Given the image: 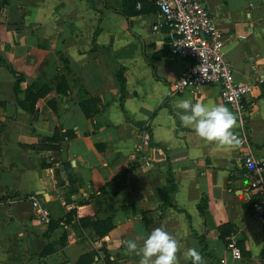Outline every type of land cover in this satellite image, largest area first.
<instances>
[{"label": "crops", "instance_id": "obj_1", "mask_svg": "<svg viewBox=\"0 0 264 264\" xmlns=\"http://www.w3.org/2000/svg\"><path fill=\"white\" fill-rule=\"evenodd\" d=\"M153 1H136L130 9L142 10L124 16L122 0H0V264H139L121 241L139 250L161 226L181 244L179 264H192L184 257L191 247L204 264H264V204L252 207L241 149L184 127L176 104L229 107L213 84L166 95L186 60L169 53L165 26L151 29L159 20ZM199 1L222 31L235 80L253 84L243 98L246 126L264 157V79L256 80L264 0ZM27 85L42 90L31 112L19 105ZM53 134L56 148L31 147ZM30 194L47 207L49 225L34 216ZM77 216L111 227L98 235ZM222 229L240 259L229 255Z\"/></svg>", "mask_w": 264, "mask_h": 264}, {"label": "built area", "instance_id": "obj_2", "mask_svg": "<svg viewBox=\"0 0 264 264\" xmlns=\"http://www.w3.org/2000/svg\"><path fill=\"white\" fill-rule=\"evenodd\" d=\"M153 2L159 20L151 25V29L157 30L160 26H165L167 29L165 40L169 53L186 60V64L168 82L166 95L197 91L205 84L218 87L221 99L237 118V126L233 131L241 141L235 145L241 149L240 166L248 178V194L252 198V207L255 211L261 212L264 204V157L254 153L251 147L246 126L248 112L243 103L245 94L251 91L253 84L235 80L232 67L224 57L222 31L215 25L211 15L199 0ZM138 6L137 2L136 7ZM263 79L264 67L256 77L258 82ZM144 126H140V132L145 136ZM136 148L140 149V142ZM140 156L144 164L148 163L149 158L146 155L141 153ZM28 199L34 216L47 224L50 220L47 207L34 194L28 195ZM225 246L233 259L241 258L240 248L232 233L225 236Z\"/></svg>", "mask_w": 264, "mask_h": 264}, {"label": "clouds", "instance_id": "obj_3", "mask_svg": "<svg viewBox=\"0 0 264 264\" xmlns=\"http://www.w3.org/2000/svg\"><path fill=\"white\" fill-rule=\"evenodd\" d=\"M176 108L182 110L177 112L182 125L192 128L203 140L223 146H234L241 142L233 131L237 126V118L223 104L193 103L182 99L177 102ZM249 166L252 167L251 164ZM121 244L130 253L141 257L139 264H179L177 253L181 244L163 226L152 229L143 238L139 250L135 240H123ZM184 257L190 259L192 264H204L201 253L195 247L188 248Z\"/></svg>", "mask_w": 264, "mask_h": 264}, {"label": "trees", "instance_id": "obj_4", "mask_svg": "<svg viewBox=\"0 0 264 264\" xmlns=\"http://www.w3.org/2000/svg\"><path fill=\"white\" fill-rule=\"evenodd\" d=\"M136 1H142V0H122V8H121V13L124 15V16H127L128 14H131V13H135V11H139V10H142L141 7H139L138 10H133V9H130V5L132 6ZM94 35V34H93ZM0 64H5L4 61L0 58ZM20 76H16L15 79H14V85H13V91L16 92L18 91V82L20 80ZM117 78L118 80L120 81V93L122 95L123 93V85H122V81H123V78L121 77V73H120V70L117 72ZM42 95V90L41 89H36V90H33L31 86L27 85L24 89H23V98L21 100H19V105L26 111H33L35 105L37 104V99ZM136 126L140 127L141 123L139 121H135L133 122ZM1 127V126H0ZM144 129H145V132L147 133V140L150 141V133H149V129L144 126ZM56 140V136L53 134L51 135L49 138H41L38 140V142L36 144H32L31 147L32 148H39V149H47V148H56V145L53 143L54 141ZM151 145H154L152 144L151 142L149 143ZM159 150L162 151L164 157L166 158V154H165V151L164 149H162V147H159L158 145H155ZM170 176V174H169ZM67 179H68V183L69 185L73 183V180H72V177L70 175V173L67 172ZM169 187L167 188H163L162 191L163 193L166 195L168 193V191L172 190L174 188V185L171 181V178H169ZM73 187H69V190L72 191ZM70 216V215H68ZM77 221L79 224L81 225H84L86 223H89L91 224V226L94 228L95 232L98 234V235H102L103 233H105L110 227H111V224L107 221V220H101V221H94V220H89L87 217H84V216H77ZM50 223H48L49 225ZM49 227V226H48ZM229 232L227 229H222L220 231V235L224 237L225 239V236L228 235ZM49 252V247H44L42 249V251L40 252V255H45ZM105 259H107V256L105 255L104 256ZM78 261H80V257L78 258Z\"/></svg>", "mask_w": 264, "mask_h": 264}, {"label": "water", "instance_id": "obj_5", "mask_svg": "<svg viewBox=\"0 0 264 264\" xmlns=\"http://www.w3.org/2000/svg\"><path fill=\"white\" fill-rule=\"evenodd\" d=\"M201 4H202V6H204L203 3H201ZM37 193H43V191L42 190H39Z\"/></svg>", "mask_w": 264, "mask_h": 264}]
</instances>
